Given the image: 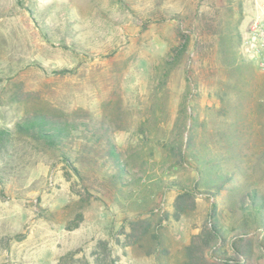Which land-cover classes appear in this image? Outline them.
Listing matches in <instances>:
<instances>
[{
    "label": "rangeland",
    "instance_id": "374dc122",
    "mask_svg": "<svg viewBox=\"0 0 264 264\" xmlns=\"http://www.w3.org/2000/svg\"><path fill=\"white\" fill-rule=\"evenodd\" d=\"M256 19L264 0H0V264H184L212 217L219 254L242 237L239 264H264V227L221 203L241 180L209 192L238 168L264 194V65L242 44ZM33 114L77 129L58 146L17 133ZM183 188L194 208L165 217ZM132 219L147 227L128 241Z\"/></svg>",
    "mask_w": 264,
    "mask_h": 264
},
{
    "label": "trees",
    "instance_id": "16d2710c",
    "mask_svg": "<svg viewBox=\"0 0 264 264\" xmlns=\"http://www.w3.org/2000/svg\"><path fill=\"white\" fill-rule=\"evenodd\" d=\"M46 35V31H43ZM78 121V120H77ZM77 121L74 120H60L59 118L50 117L44 114H33L32 116L25 118L23 121H17L15 123V131L17 133L30 136L34 139L40 140L41 142L48 144L50 146H58L65 143L69 136L74 133L77 129ZM80 124L83 125L84 132L87 133V138L90 134L94 135L99 133L100 130L97 128V124L94 123L91 119L87 121L80 120ZM233 123H231L232 125ZM102 124H99V126ZM105 130V129H104ZM11 140V132L7 128H0V155L2 153H7L8 142ZM108 143L107 154L111 157L114 152L113 144ZM87 144V143H86ZM66 164L70 165L72 169L78 175L77 168L71 163V158L68 155L62 157ZM113 162L114 158H113ZM238 179L241 180V188L238 189L239 196L235 198V195H228L222 204H225V209L238 208L242 214L247 213L250 215L252 222H250L253 227L262 229L264 227V194L258 193L256 187H250L248 181H244L245 177L241 174V171L238 168L232 170H226L225 173L221 176L219 182L215 186V190L209 192L211 197H215L219 194V191L222 188H233L238 187ZM228 182H232L231 186H226ZM244 182V183H243ZM243 183V184H242ZM195 193L187 188H183L178 192L173 201H172V210L168 218L173 220H179L188 210H191L195 206ZM228 204V205H227ZM218 202L215 200L212 202V212L217 208ZM212 217V213L210 214ZM212 222H207L204 220L202 225L199 227V230L192 234L188 242L184 245V264H239L241 261L240 257H244L246 249H241L240 241L242 237H236L234 241L230 243V248L234 251L233 256H225L219 249V244L225 240L224 231L220 229V225L216 218L212 217ZM77 224V223H75ZM127 231H125V239L130 240L135 238L137 234L145 230L147 225L145 220L141 219H132L128 221ZM261 247L264 249V243H261ZM260 248L261 250H263ZM210 252L212 257L217 258V260L209 261L205 257V253ZM73 251L69 252L64 257L72 256ZM222 255V256H220ZM56 264H60V261H57ZM80 264H89L85 258L80 259ZM108 264H113V259L108 261ZM158 264H164L160 259Z\"/></svg>",
    "mask_w": 264,
    "mask_h": 264
},
{
    "label": "built area",
    "instance_id": "2783aa9c",
    "mask_svg": "<svg viewBox=\"0 0 264 264\" xmlns=\"http://www.w3.org/2000/svg\"><path fill=\"white\" fill-rule=\"evenodd\" d=\"M258 21L250 28V32L243 36L242 44H244L245 52L251 57L258 60L259 65H264V53L262 52L264 44V21L263 19H256ZM260 35H259V34ZM261 36V43H258L257 37Z\"/></svg>",
    "mask_w": 264,
    "mask_h": 264
}]
</instances>
